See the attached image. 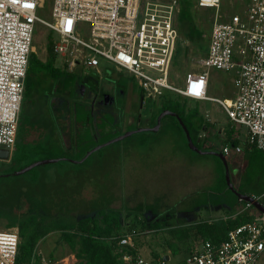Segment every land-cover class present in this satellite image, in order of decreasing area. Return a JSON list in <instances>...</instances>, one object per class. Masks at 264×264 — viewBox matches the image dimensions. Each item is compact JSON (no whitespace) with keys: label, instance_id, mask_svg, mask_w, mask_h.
<instances>
[{"label":"rangeland","instance_id":"1","mask_svg":"<svg viewBox=\"0 0 264 264\" xmlns=\"http://www.w3.org/2000/svg\"><path fill=\"white\" fill-rule=\"evenodd\" d=\"M158 1L165 3L168 0ZM249 1L221 0L216 10L214 7L198 6L197 0H190L189 13L194 25L203 33L204 40L199 45L195 44L179 31L178 51L170 71V79L175 85L183 83L187 72H199L203 69L198 60L207 50L215 17L219 21H227L234 13L242 14ZM51 4L52 0H45L44 7L37 10V15L51 20ZM175 24L179 29L178 13ZM49 32L51 39L58 38L56 33H51L44 25L36 23L34 53L43 61L48 56ZM56 63H61L59 57H56ZM68 75L74 81L91 78L92 82L87 83L84 95L76 92V86L72 87L71 94L60 83L53 85L54 94L50 97L49 92L47 103L43 102V106H40L41 110L47 111L45 123L53 127L54 132H46L41 138H32L30 128L26 125L31 106L25 102L22 109L25 121L19 128L16 143L9 158L0 160V229L11 228L7 227L9 223L29 219L30 215L37 221L73 222L80 216L98 210L114 209L120 211L125 223L138 220L137 227L140 221H144L145 225L154 222L161 224L159 228L143 230L138 236V251L144 258L153 261V253L161 257L167 254L169 258L166 264H184L187 245L196 246L201 239L195 237V230L191 229L190 237L179 244L178 252L174 254L164 242L172 237L169 229L183 226L189 228L195 222L234 217L244 205L242 200L235 202L232 192L219 180L221 163L212 154L190 149L183 130L169 115L161 118L157 130L134 132L100 147L79 162L96 145L106 143L125 132L148 127L151 120L157 117L161 98L150 100L145 96L142 107L137 108L134 104L135 95L141 89L136 79L127 73H113L111 67L104 62H101L100 74L92 69L76 67ZM233 77L234 71L208 69V95L219 98L230 97L231 93L234 95ZM119 86L123 88V93L118 91ZM104 93L113 97L108 105L101 103ZM39 94V91L33 93L36 98ZM52 101L56 102L51 107ZM39 103L36 102L35 105ZM80 103L92 104L94 109L93 120L87 125L92 130V135L88 137L84 124L74 119L75 107ZM195 104L211 125L209 132H200L201 137L216 132L226 136L233 127V134L241 138L244 144H248L246 128L232 123L218 103L187 99V107ZM204 106L214 112H207ZM101 121L103 124H99ZM195 141L197 142V138ZM198 143L201 148L209 145L205 139ZM47 144L54 147L58 157L68 159L40 164L22 174H11L35 161L45 159L43 156ZM246 156H239L237 162L233 161L236 157L226 156L229 165L235 167V170H231V181L234 187H241V192L253 194L264 204V168L257 167L253 171L244 168ZM250 172L252 178L249 183ZM23 210L30 211V214L23 216ZM57 234L50 232L40 239L36 251L44 259L52 249L56 253L63 251L68 261H72L73 255L67 246L57 244ZM73 260L76 262L75 258ZM256 264H264V254Z\"/></svg>","mask_w":264,"mask_h":264},{"label":"built area","instance_id":"2","mask_svg":"<svg viewBox=\"0 0 264 264\" xmlns=\"http://www.w3.org/2000/svg\"><path fill=\"white\" fill-rule=\"evenodd\" d=\"M220 1L197 0V4L218 10ZM44 3L0 0V148L10 153L15 145L35 25L40 23L58 35L52 39L51 51L67 72L78 67L100 74L104 62L117 75H132L151 100L169 93L215 101L232 123L246 128V142L264 152V0H250L242 14L234 13L227 21L215 17L206 54L198 60L203 69L187 72L181 85L170 79L179 40L175 24L179 0H52L51 20L36 13ZM211 68L234 71L232 97L208 95ZM223 152L227 154L229 147ZM252 207L244 201L237 214L249 211L250 220L228 229L219 243L200 241L185 255L184 264H256L264 254V212ZM19 242L17 227L0 229V264H19ZM119 244L132 246L130 233L123 234ZM74 258L41 257L40 264H75ZM121 260L156 263L139 252H126Z\"/></svg>","mask_w":264,"mask_h":264},{"label":"trees","instance_id":"3","mask_svg":"<svg viewBox=\"0 0 264 264\" xmlns=\"http://www.w3.org/2000/svg\"><path fill=\"white\" fill-rule=\"evenodd\" d=\"M179 6L178 30L186 37L187 40L193 41L195 44H200L201 41L204 40V37L200 29L194 25L191 13H189L190 0H179ZM50 35L51 34L49 32L47 38V59L45 61L41 60L34 52H31L29 56L16 140L19 134V128L22 122L25 121L22 117V109L25 105V102L29 103L31 106V112L26 118L27 128H30L32 138H41L46 132L50 134V132L52 133L54 130L53 127L45 123V113L47 111L41 110L42 107L40 104L43 106L45 102L47 103L51 95L54 94L55 90L53 89V85L57 82L60 83V85L65 90H68V92L71 94L72 87H75V81L69 79L68 72L62 66L56 63V56L51 51L52 39L50 38ZM177 51L178 50H176V53ZM35 91L40 92L37 98L33 95ZM49 92L50 97L48 95ZM76 92L79 95L85 94L81 93L80 87L76 88ZM56 101L59 102V100ZM56 101L51 102V107ZM36 102L40 103L35 105ZM160 102L161 108L159 112L164 109H169L176 112L189 131L193 142L200 149H208L224 153L223 147L227 146L229 147V152L225 155L231 156L232 158L236 157L233 159L235 162L238 161L239 156H243V154L245 156L247 155L246 165L244 168L248 169L249 171H253L257 169V167L264 168V152L253 144H244V141L241 140V138L233 134L235 128L231 127L226 133V136H222L219 134V132H216L215 134H208L206 137H201L200 132H209L211 125L204 119V116H202L196 104L193 107H187V98L169 93H165L161 97ZM52 109L53 108H51V111ZM75 110V121L80 122L82 125L84 124L86 127L85 131H87L86 136H91L92 130L87 127V125L93 120V109L91 105L80 103L76 105ZM159 112H157V114ZM170 117L182 130L177 119H175L173 116ZM155 120L156 117L152 119L147 126H153L155 124ZM50 124H52V121ZM99 124H103V121H101ZM57 136H59L58 133ZM198 137H200V140L205 139L209 145L206 148H201L199 143L195 141V139ZM236 146H240V152L235 151ZM44 153L45 156H43V158L58 157L54 152V147L48 144L45 147ZM216 158L221 163L222 168V172L219 175V180L224 184L225 188L231 192V190L227 187L224 178V169L221 159L218 156H216ZM227 162L229 165L228 159ZM232 169L235 170L234 165L233 168L229 165L230 174H232ZM248 174L250 175V183L252 172ZM240 188L241 187L236 189L241 192ZM234 197L235 202H238L239 199L235 195ZM27 213L30 214V211H22L23 216ZM250 217L249 211H245L243 213L236 214L234 217H228L223 220L210 219L195 222L189 225V228L185 226L173 227L169 229V234H171L172 237L165 239L164 242L171 250V253L176 254L178 252L179 244L187 240L190 237L189 231L194 229L195 237H200L201 241L209 240L211 242L219 243L224 240L226 231L228 229L245 223L246 221L250 220ZM137 225L138 220L133 219L130 222L125 223L124 218L119 210L108 209L98 210L89 215L80 216L76 221L73 222L62 221L55 223L52 221H37L36 218H33L32 215H30L29 219H21L17 222L9 223L7 227H17L19 232L20 242L17 255V262H19V264H29L31 262L32 264L41 263V255L36 251V246L38 241L45 238V236L50 232L58 233L57 244L67 246L68 250L76 259L75 264H124V262L121 260L122 254L126 252L130 254L139 252L138 246L140 243L138 241V236L142 234V231L149 228L152 229L161 227V224L158 222L145 225L144 221H140L139 227H137ZM125 233H130L133 242L132 246H121L119 244L120 237ZM193 247L194 246L188 244L186 248L187 253L190 252ZM64 256H66V254L63 251L61 253H56V251L52 249L48 253L47 259L54 260ZM152 257L156 262L155 264H159V261L161 260L164 261L163 257L157 255L156 253H153Z\"/></svg>","mask_w":264,"mask_h":264},{"label":"water","instance_id":"4","mask_svg":"<svg viewBox=\"0 0 264 264\" xmlns=\"http://www.w3.org/2000/svg\"><path fill=\"white\" fill-rule=\"evenodd\" d=\"M83 90H84V86L81 85L80 86L81 93L83 92ZM105 103H108V97L107 96H105ZM164 115H170V116H173L175 119H177L179 125L181 126V128H182V130H183V132L185 134V137H186V140H187V143H188L190 149H192L193 151H196L198 153H208V154L216 155V156H218L221 159V161L223 162V165H224V177H225V181H226L227 187L231 190V192L239 200L250 202L255 209H257L258 211L264 212V205L258 200V198H256L251 193L240 192L234 187V185H233V183L231 181L229 165H228V162H227V159H226V155L224 153L220 152V151L200 149L193 142L189 131L187 130L186 126L184 125V123L181 120V118L179 117V115L176 112L171 111L169 109H164V110L160 111V113L156 117L155 124L153 126H151V127H141V128L135 129V130H131V131L123 133L122 135H120L118 137H115V138L107 141L106 143L98 144L95 147L91 148L89 151H87V153L79 160V162L83 161L91 152L99 149L100 147H102V146H104L106 144H109L111 142H114V141H116V140H118L120 138H123L125 136H128V135H130V134H132L134 132H140V131H145V130H152V131L157 130L159 128V126H160L161 118ZM199 140H200V137L197 138V142ZM8 158H9L8 150L0 148V160H7ZM64 159H68V158H66V157H55V158L40 159L38 161H35V162L23 167L22 169H20L18 171L12 172L11 174L12 175L22 174V173L30 170L34 166H37V165H40V164H47V163H51V162H56L58 160H64ZM6 175H8V174H6ZM168 258H169V255H167V254L163 255V259L165 261H167Z\"/></svg>","mask_w":264,"mask_h":264},{"label":"flooded vegetation","instance_id":"5","mask_svg":"<svg viewBox=\"0 0 264 264\" xmlns=\"http://www.w3.org/2000/svg\"><path fill=\"white\" fill-rule=\"evenodd\" d=\"M89 82L90 83L92 82V79L91 78L86 79V80H78V81H75V86H76V88H79L81 85H83L84 86V90H83L82 93H85L86 92V85ZM118 91L120 93H123L124 92V90H123V88L121 86L118 87ZM105 96L108 97V103H105ZM144 97H145V95H144V93H143L142 90L141 91L139 90L137 92V94L135 95L134 104L137 105V108H141L142 107L143 102H144ZM112 100H113V97L109 93H104L102 95V97H101V103L104 104V105L110 104L112 102ZM91 107L93 108L92 104H91Z\"/></svg>","mask_w":264,"mask_h":264},{"label":"crops","instance_id":"6","mask_svg":"<svg viewBox=\"0 0 264 264\" xmlns=\"http://www.w3.org/2000/svg\"><path fill=\"white\" fill-rule=\"evenodd\" d=\"M205 54H206V52H205ZM204 54V55H205ZM208 90H209V83H208ZM208 90H207V93H208ZM232 95H233V93H231V96L230 97H232ZM210 97H212V96H210ZM230 97H222V98H230ZM217 98H219V97H217ZM194 101H196V102H199V101H201L202 103H203V101H207V100H194ZM212 101V100H211ZM215 102V101H214ZM205 107V106H204ZM205 109L207 110V112L208 111H210V112H214V111H212V110H210L209 108H207V107H205ZM222 109V108H221ZM222 111H223V109H222ZM224 112V111H223ZM224 114H225V112H224ZM216 115V114H215ZM226 115V114H225ZM203 116V115H202ZM227 117V116H226Z\"/></svg>","mask_w":264,"mask_h":264}]
</instances>
